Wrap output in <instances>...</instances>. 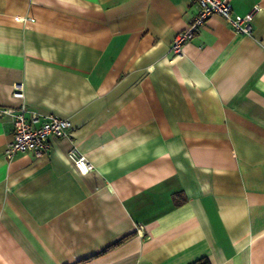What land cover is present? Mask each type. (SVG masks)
<instances>
[{
	"label": "crops",
	"instance_id": "0c3cea01",
	"mask_svg": "<svg viewBox=\"0 0 264 264\" xmlns=\"http://www.w3.org/2000/svg\"><path fill=\"white\" fill-rule=\"evenodd\" d=\"M228 2L251 33L174 56L192 0H0V108L71 124L9 157L0 116V264H264V0Z\"/></svg>",
	"mask_w": 264,
	"mask_h": 264
},
{
	"label": "built area",
	"instance_id": "2783aa9c",
	"mask_svg": "<svg viewBox=\"0 0 264 264\" xmlns=\"http://www.w3.org/2000/svg\"><path fill=\"white\" fill-rule=\"evenodd\" d=\"M197 5V12L193 19L173 38L171 51L178 56L183 51L185 43L189 42L202 28L213 14L222 16L235 33L250 34L252 19L258 5L243 16H234L228 0H192ZM23 84L16 83L13 95L23 98ZM0 116L9 117L13 123L14 132L11 141L6 145L4 153L11 157L17 153H29L34 157L46 155L50 151L52 137L63 138L69 136L70 121L55 115H43L31 110L22 100L14 108H0ZM68 156L82 173L94 169L92 162L86 158L75 146L68 150Z\"/></svg>",
	"mask_w": 264,
	"mask_h": 264
},
{
	"label": "trees",
	"instance_id": "16d2710c",
	"mask_svg": "<svg viewBox=\"0 0 264 264\" xmlns=\"http://www.w3.org/2000/svg\"><path fill=\"white\" fill-rule=\"evenodd\" d=\"M192 264H209L206 258L200 259Z\"/></svg>",
	"mask_w": 264,
	"mask_h": 264
}]
</instances>
